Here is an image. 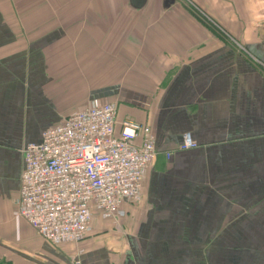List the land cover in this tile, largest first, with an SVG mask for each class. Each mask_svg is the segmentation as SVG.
Segmentation results:
<instances>
[{"label": "crops", "instance_id": "crops-1", "mask_svg": "<svg viewBox=\"0 0 264 264\" xmlns=\"http://www.w3.org/2000/svg\"><path fill=\"white\" fill-rule=\"evenodd\" d=\"M93 100L158 154L53 246L17 215L21 152ZM0 264H264V0H0Z\"/></svg>", "mask_w": 264, "mask_h": 264}, {"label": "built area", "instance_id": "built-area-1", "mask_svg": "<svg viewBox=\"0 0 264 264\" xmlns=\"http://www.w3.org/2000/svg\"><path fill=\"white\" fill-rule=\"evenodd\" d=\"M115 114L114 105L93 100L23 146L17 215L53 246L80 243L94 213L111 220L123 203L139 199L143 173L158 150L147 126L124 120L116 135ZM195 146L183 134L178 150Z\"/></svg>", "mask_w": 264, "mask_h": 264}, {"label": "water", "instance_id": "water-1", "mask_svg": "<svg viewBox=\"0 0 264 264\" xmlns=\"http://www.w3.org/2000/svg\"><path fill=\"white\" fill-rule=\"evenodd\" d=\"M174 3V0H164V7H168V5L170 4H173Z\"/></svg>", "mask_w": 264, "mask_h": 264}, {"label": "bare ground", "instance_id": "bare-ground-1", "mask_svg": "<svg viewBox=\"0 0 264 264\" xmlns=\"http://www.w3.org/2000/svg\"><path fill=\"white\" fill-rule=\"evenodd\" d=\"M109 104H110V103H109ZM115 106H116V105H115ZM124 120H125V119H124ZM124 120H123V121H124Z\"/></svg>", "mask_w": 264, "mask_h": 264}]
</instances>
